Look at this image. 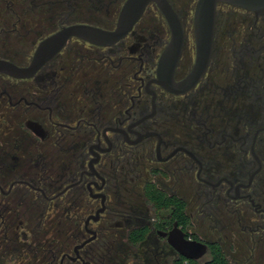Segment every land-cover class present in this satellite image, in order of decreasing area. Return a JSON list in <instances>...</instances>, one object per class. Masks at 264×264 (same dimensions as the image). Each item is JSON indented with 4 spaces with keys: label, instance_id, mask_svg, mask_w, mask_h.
Returning <instances> with one entry per match:
<instances>
[{
    "label": "flooded vegetation",
    "instance_id": "obj_1",
    "mask_svg": "<svg viewBox=\"0 0 264 264\" xmlns=\"http://www.w3.org/2000/svg\"><path fill=\"white\" fill-rule=\"evenodd\" d=\"M164 1L183 34L170 87L156 1L0 0V61L20 70L67 29L111 34L124 12L130 27L0 73V264H190L176 245L192 243L208 246L198 264L213 246L264 261V15L218 4L206 70L186 85L199 0Z\"/></svg>",
    "mask_w": 264,
    "mask_h": 264
},
{
    "label": "water",
    "instance_id": "obj_2",
    "mask_svg": "<svg viewBox=\"0 0 264 264\" xmlns=\"http://www.w3.org/2000/svg\"><path fill=\"white\" fill-rule=\"evenodd\" d=\"M149 1H156L161 6L170 27L174 31V40L167 48L164 56L161 59L159 71L161 77L165 79V85L170 87L174 81L173 78L175 68L178 64L180 49L183 44L181 25L172 8L164 0H131L129 4L142 3L145 5ZM218 4H226L236 8L245 9L255 13L256 15H264V0H199L195 12L196 37L199 45L197 64L191 76L183 84H194L206 70L214 35L216 8ZM139 14H141V12H139ZM127 15V12L123 13L121 19L122 24L119 26L116 32L111 34L102 32L98 29H88L83 27L67 29L42 44L30 68L26 70H20L7 62L0 61V73H5L15 77L30 76L39 68L41 64L46 62L56 52V49L53 51L48 50L49 45L52 43L57 45V47H60L68 36L74 35L85 37L86 39L93 40L94 42H100V40L108 37L116 40L122 37L130 28L126 27L123 23L128 19ZM206 45L209 47L207 54ZM207 249L208 246L201 243H192L191 245H176V250L182 256L195 261L204 256L207 252Z\"/></svg>",
    "mask_w": 264,
    "mask_h": 264
},
{
    "label": "trees",
    "instance_id": "obj_3",
    "mask_svg": "<svg viewBox=\"0 0 264 264\" xmlns=\"http://www.w3.org/2000/svg\"><path fill=\"white\" fill-rule=\"evenodd\" d=\"M211 254H212V259L207 264H230L226 260L224 253L219 247L213 246L211 248ZM190 264H198V263L195 261H192Z\"/></svg>",
    "mask_w": 264,
    "mask_h": 264
},
{
    "label": "rangeland",
    "instance_id": "obj_4",
    "mask_svg": "<svg viewBox=\"0 0 264 264\" xmlns=\"http://www.w3.org/2000/svg\"><path fill=\"white\" fill-rule=\"evenodd\" d=\"M242 247H244V250H247V249H248V247H246V246H244V245H243ZM261 249H262V248H261ZM245 253L248 254L246 251H245ZM239 254H240V253H239ZM257 259H258V257H256V260H257ZM260 263H261V264H264V261H261V260H260ZM244 264H246V262H245Z\"/></svg>",
    "mask_w": 264,
    "mask_h": 264
}]
</instances>
